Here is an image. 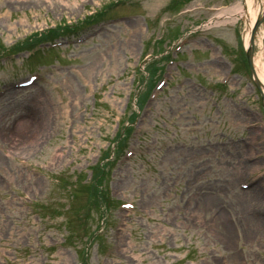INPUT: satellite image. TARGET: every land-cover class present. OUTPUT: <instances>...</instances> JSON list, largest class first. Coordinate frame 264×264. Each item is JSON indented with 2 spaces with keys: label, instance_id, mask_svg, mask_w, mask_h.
Listing matches in <instances>:
<instances>
[{
  "label": "rangeland",
  "instance_id": "rangeland-1",
  "mask_svg": "<svg viewBox=\"0 0 264 264\" xmlns=\"http://www.w3.org/2000/svg\"><path fill=\"white\" fill-rule=\"evenodd\" d=\"M241 1L0 0V264H264V218L253 214L264 192L236 185L248 168L252 189L264 183L243 21L222 16ZM42 33L83 42L7 55ZM164 66L169 82L142 110ZM128 199L133 209L114 207Z\"/></svg>",
  "mask_w": 264,
  "mask_h": 264
},
{
  "label": "bare ground",
  "instance_id": "bare-ground-1",
  "mask_svg": "<svg viewBox=\"0 0 264 264\" xmlns=\"http://www.w3.org/2000/svg\"><path fill=\"white\" fill-rule=\"evenodd\" d=\"M263 8L264 0H242L222 14V16H230L232 20L237 19V17L242 19V42L245 47H248L247 45H249L251 28L254 21L260 17ZM252 38V74L256 78L257 84L264 98V19L259 23V27ZM36 114L38 116V112H36ZM250 191L253 192L252 196L256 197V195L259 194V191L264 192V183L261 185L259 184L257 188ZM218 214L219 217H222L221 219L224 223L223 229L225 230L226 228H229L230 223L225 217H223V211L221 209L218 211Z\"/></svg>",
  "mask_w": 264,
  "mask_h": 264
},
{
  "label": "water",
  "instance_id": "water-1",
  "mask_svg": "<svg viewBox=\"0 0 264 264\" xmlns=\"http://www.w3.org/2000/svg\"><path fill=\"white\" fill-rule=\"evenodd\" d=\"M264 19V11L262 13V15L256 20V22L254 23L252 29H251V36H250V42H249V46L248 48L246 49V57H247V62H248V65H249V68L252 72V47H251V41H252V37L259 25V23ZM256 84H257V81H255Z\"/></svg>",
  "mask_w": 264,
  "mask_h": 264
}]
</instances>
